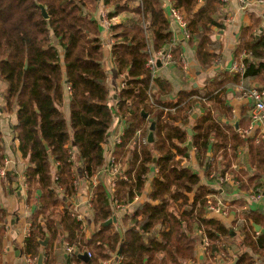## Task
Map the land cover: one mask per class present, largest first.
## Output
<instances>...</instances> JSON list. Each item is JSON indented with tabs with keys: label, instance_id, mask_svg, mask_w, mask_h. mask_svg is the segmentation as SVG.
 <instances>
[{
	"label": "trees",
	"instance_id": "obj_1",
	"mask_svg": "<svg viewBox=\"0 0 264 264\" xmlns=\"http://www.w3.org/2000/svg\"><path fill=\"white\" fill-rule=\"evenodd\" d=\"M128 1L0 0V82L7 87L2 99L8 113L16 116L12 131L27 165L24 179L28 200L35 205L22 254L36 262L42 250L43 264H56L52 251L63 244L64 250H72L64 264H84L74 251L86 253L88 264H101L120 249L118 264H190L199 242L194 232L199 231L208 240V264L225 261L232 244L239 251L226 263L235 257V264H256L255 256H264V234L256 235L251 225L263 227V221L254 213L243 215L235 223L240 235L235 241L231 228L205 217L206 197L213 191L182 162L193 153L203 170L202 178L216 182L210 174L219 172L220 177L232 175L238 180L232 164L237 148L247 140L250 164L256 169L249 183L252 189L261 187L262 145L251 146L249 139L218 118L229 113L224 96L233 87L264 85V35L250 33L247 40L246 35L242 37L236 48V57L246 53L241 74H221L205 89L180 92L170 101L171 85L147 67L159 54H170L166 53L173 42L170 20L160 0H137L136 8H130ZM169 1L171 8L183 15L188 40L197 44L196 59L207 70L216 58L211 35L213 29H223L220 22L225 4L220 0ZM100 3L107 10L108 20L120 13L138 15L130 27L111 24L112 64L123 79L117 94L110 92L101 65L100 18L89 17ZM177 59L176 51L172 62ZM66 103L67 115L62 111ZM196 107L202 115L193 120ZM190 121L191 151L186 147ZM117 122L124 129L120 142L110 146V129ZM151 122L153 141L148 143ZM106 145L108 156L111 153L120 166L119 173L113 176V187L108 189L100 181L92 187L90 210L98 230L86 238L81 222L70 211L65 209L57 216L56 212L65 198L76 193L72 149L90 181L107 168ZM4 157L0 133V166ZM5 175L15 183L13 173ZM149 179L147 199L133 213L125 214L120 225L103 227L120 210H115L114 202L120 207L132 204L142 196ZM53 183L62 190L61 195L52 190ZM4 218L0 208V260Z\"/></svg>",
	"mask_w": 264,
	"mask_h": 264
},
{
	"label": "crops",
	"instance_id": "obj_2",
	"mask_svg": "<svg viewBox=\"0 0 264 264\" xmlns=\"http://www.w3.org/2000/svg\"><path fill=\"white\" fill-rule=\"evenodd\" d=\"M220 1L225 4L223 10L224 14L221 15L220 22L223 25V29H213L211 40L213 43V53L216 58L212 66L204 70L196 59L197 44L195 42H190L184 30L181 29L177 23L173 22L169 16V11L171 9L170 1L160 0L162 8L170 20L169 29L173 36V42L166 51V53L170 52L171 59L167 61L161 59L160 65L157 68L155 66L154 75L157 78L167 81L171 85L172 93L168 100L174 101L176 96L183 91H201L221 74H235L232 72V67L235 64H240L242 56L246 54L243 52L236 57V48L240 44L242 37L246 35L245 40H247L250 33L256 37L264 35V8L262 6L257 5L255 2H251L247 7H242L238 0ZM128 5L130 8H136L138 2L137 0H129ZM106 11V8L100 3L97 10L90 13L89 17L99 20L101 13ZM137 18V14L126 12L116 15L110 21L113 25L130 27ZM99 26V39L102 46V69L107 77L110 92L117 94L123 86V79L118 75L116 68L112 64V45L110 43L111 31L102 24ZM215 36L218 37L215 38ZM176 51L178 59L174 62L177 63V66L172 62V54ZM163 55L164 54L161 56ZM251 87L264 89V85L261 84H253ZM246 89L248 88L244 89L241 85L236 86L224 96V103L229 113L226 116H220L218 120L222 124L232 126L240 136L249 139L252 142L251 146L261 144L264 150V128L261 125H254L251 123L249 116L251 103L247 97L243 95V91H247ZM5 92H7V87L0 82V133L5 156L2 166H4L6 174L13 173L15 175V183L10 182L6 175L4 178H0V208L5 212V218L2 223L4 227V237L2 241L0 264H30L29 260L22 254V246L25 239V232L30 228V218L35 210V205L33 200H28L27 186L24 187V172L27 165L21 157L20 151L18 150V140L15 138L12 131L16 124L15 113H8L2 99V95ZM62 111L65 115L68 114L67 103ZM201 115L202 110L196 107L193 120L199 118ZM178 126L183 128L181 124ZM192 126L193 122L190 121L186 129H191ZM123 127V124L120 122L112 126L107 144L111 146L114 139L120 137L124 129ZM188 141H191V136H189L187 142ZM248 145L246 140L243 147L237 148L236 159L232 164V170L235 173L234 176L236 178L239 177L238 180L234 179L232 175L220 177L219 172L210 174V179L217 180L216 182L202 178L203 170L199 167L193 153H190L187 162L184 160L182 162L183 165L190 167L201 177V183L203 185L211 188L213 191V194L206 197L207 203L216 206L220 213L215 214L208 212L205 217L210 220L218 221L227 228H231L236 235L235 241H238L240 237L235 223H237L243 215L246 216L251 213L259 216L258 219L263 221V227L255 224L251 225L255 234H264L261 232L264 230V175L260 178L259 185L261 187L252 189L253 186L250 185L249 178L256 173V169L250 164L251 156ZM105 147L107 160V145ZM209 156L210 154L207 155V158H209ZM71 161L74 165L73 172L77 182V187L75 189L76 193L70 198L67 197L64 199V197H62V199H64L63 204L58 207L56 216L67 209L75 215L76 218L78 217L77 220L81 222L85 237L90 238L98 230V227L93 223L94 217L90 210V202L93 196L90 186L91 180L93 179L95 184L98 181L103 182L109 189L113 183V177L108 170L104 169L98 176L89 181L84 176L78 154L73 149L71 151ZM154 170L155 169H152L151 172H154ZM55 172V168L52 167V176H54ZM151 175H153V173ZM150 181L151 179L145 183L142 196L139 197L138 202L133 201V203L130 205L128 204L124 210L115 212L116 220L119 225L125 214L133 213L134 209L147 199V194L150 191ZM257 190L262 191L263 198L258 202L250 201L249 197ZM192 197L193 195L190 196V200ZM34 198L37 197L34 196ZM253 225L259 227L260 231H255ZM197 232H194L196 241L198 240ZM61 235L66 236V234L62 232ZM194 249L196 253L195 260L190 264H208L206 252L201 248L199 242H196ZM238 251L239 248H237L235 244L230 245L229 257L231 258ZM245 253L252 254L249 249H245ZM52 255L57 262L56 264H64L63 260L66 258L67 254L65 253L63 244L60 247L56 246V250L52 251ZM229 257H226L225 261L221 260L216 263L211 261V264L236 263L235 257L232 258L231 262L226 263ZM118 259L119 258L115 256L111 260L101 264H118ZM254 259L256 264H264V256H255Z\"/></svg>",
	"mask_w": 264,
	"mask_h": 264
},
{
	"label": "built area",
	"instance_id": "obj_3",
	"mask_svg": "<svg viewBox=\"0 0 264 264\" xmlns=\"http://www.w3.org/2000/svg\"><path fill=\"white\" fill-rule=\"evenodd\" d=\"M222 1H224V0H222ZM238 2H239V4L242 7H247L248 5H250L251 2H255L257 5H260V6H262L264 8V0H238ZM169 16L172 19V21L177 23L178 26L181 29H183L184 32H185V30H186V21L181 17L180 12L178 10H176V9L171 8L170 11H169ZM99 18H100L101 24L103 26H106V28H109V29L111 28V21L107 19L106 12L101 13ZM185 34H186V32H185ZM186 37H188L187 34H186ZM110 43H111V45L113 44V40L112 39H111ZM159 56L161 57V59H164L165 61L170 59V54L169 53L168 54H164L163 56H161V55H159ZM243 56H242V61L245 58V56L244 57ZM242 61L240 62V64H235L232 67V72L239 73V74H241L243 72L244 67H243ZM147 67L154 73V70H155L154 58H152L151 60L148 61ZM246 90L247 91H243V95L245 97H247V99L251 103V110H250V115H249L251 123L254 124V125L255 124L261 125L264 128V89L251 87V88L246 89ZM188 114H190V113L188 112ZM119 142H120L119 137H116L114 139V141H113L114 144H118ZM106 166H107L106 170L109 171V173H110V175L112 177L115 176V175L116 176L118 175L120 166H119L118 163L115 162V159L113 158L111 153L108 156ZM5 174H6V170H5L4 166H0V178H4ZM122 178H123V180L126 179L124 176ZM53 181L54 182L56 181L55 177L53 178ZM94 185H95V182L92 179L91 183H90L91 188ZM74 186H75V189H76L77 182L74 183ZM24 187H26L25 183H24ZM111 187H113V183L111 184ZM52 190L56 191V193L59 194V195H61V193H62V190L59 187H57L55 185V183H53ZM262 198H263L262 191L261 190H257L254 194H252L249 197V200L250 201H254V202H258ZM138 201H139V197H136L134 199V202H138ZM113 205H114L115 210H119V209L123 210L126 207V206L125 207H120L117 204V202H114ZM208 212L209 213H215V214L220 213L219 209L216 206L212 205L211 203L207 204L206 214ZM77 219H78V217H77ZM197 235H198V241L200 243V246L205 251L206 247L208 246V240L199 231L197 232ZM24 236H25V238H27L29 236V230H27L25 232ZM65 253L66 254L72 253L71 248L66 247ZM28 260H29L30 264H35L36 263L34 260H30V259H28ZM213 262L216 263V262H218V260H213Z\"/></svg>",
	"mask_w": 264,
	"mask_h": 264
},
{
	"label": "water",
	"instance_id": "obj_4",
	"mask_svg": "<svg viewBox=\"0 0 264 264\" xmlns=\"http://www.w3.org/2000/svg\"><path fill=\"white\" fill-rule=\"evenodd\" d=\"M41 9H42L43 16L46 18L44 9L43 8H41ZM217 37L218 36H215V38H217ZM160 62H161V58L160 57L154 58V63H155L156 68L160 65ZM142 116L144 118H147V115H145L144 113H142ZM194 117H195V115H194ZM153 131H154V122H151L150 127H149L148 139H147V142L148 143H152V141H153ZM186 133L188 134V136H191L192 135L191 129H187L186 130ZM186 147H187V149L189 151H191V149H192L191 141H188L187 142ZM116 177H118V176H116ZM116 223H117L116 217H113L111 220H108L106 223L102 224V226L105 227V226H109L111 224H114L115 225ZM253 227H254L255 231H257V232L260 231L259 230V227L254 226V225H253ZM261 232L264 233V230L261 231ZM46 244H47V239L44 242L41 243V246L42 247H45ZM120 252H121V249L116 254V257L117 258L120 257ZM74 255H77L78 259L81 262H83L84 264H88L89 263V256L86 253L78 254L76 251H74ZM36 264H43V252H42V250L39 251ZM233 264H235V262Z\"/></svg>",
	"mask_w": 264,
	"mask_h": 264
},
{
	"label": "rangeland",
	"instance_id": "obj_5",
	"mask_svg": "<svg viewBox=\"0 0 264 264\" xmlns=\"http://www.w3.org/2000/svg\"><path fill=\"white\" fill-rule=\"evenodd\" d=\"M181 17L183 18V15L181 14ZM184 19V18H183Z\"/></svg>",
	"mask_w": 264,
	"mask_h": 264
}]
</instances>
